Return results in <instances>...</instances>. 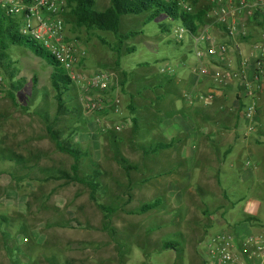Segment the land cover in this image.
I'll return each mask as SVG.
<instances>
[{"label": "rangeland", "instance_id": "rangeland-1", "mask_svg": "<svg viewBox=\"0 0 264 264\" xmlns=\"http://www.w3.org/2000/svg\"><path fill=\"white\" fill-rule=\"evenodd\" d=\"M94 1L97 11L109 6L108 0ZM191 4L193 10L202 9L206 6V0H194ZM143 21L142 18L129 16L121 18V34L131 31L143 33L129 40L127 43L130 45L123 47L120 69L115 67L108 48L98 40L100 38L108 44L114 43L110 34H87L76 30L70 18H67L66 23V34L72 39L69 40L85 48L87 57L93 54V62L102 64L99 68L110 75L108 91L102 93L106 107L112 101H119L120 113L114 112L116 119L111 117L114 122L108 129L107 120H110V116L103 118L87 108V103L98 92L84 94L82 90L96 69L90 75L82 70L79 82H74L75 87L69 89L64 97L66 104H69V112L72 109L74 113L71 112L70 116L54 125L64 141L86 154L80 163V178L92 174L97 167L100 170L102 189L97 199L99 203L118 210L110 217L113 234L103 230V214L90 202L89 189L78 183L59 180V172L70 173L74 161L58 152L46 133V126L52 124L56 110L49 79L52 68L22 47L8 45L5 50L0 48V74L5 79L4 93L0 99V264H64L67 261L71 264H118L111 256L120 257L123 250H126L121 257L124 264H153L147 259L148 256L165 251L162 246L167 240L180 241L181 252L182 249L185 252L184 246L194 242L193 238L185 235L190 234L193 228L187 218L185 205L170 207L172 205L166 202L169 206H161L156 213L139 217L121 214L126 209L138 212L144 204L162 198L156 182H148L152 169L146 168L148 156L143 152L160 141L157 130L159 122L156 121L158 116L149 108L157 95H172L171 91H166L167 79L160 74V70L173 66V62H165L173 47L170 46L169 35L153 34L151 27L145 26ZM158 21L165 19L160 18ZM130 47L133 52L126 54L125 49ZM9 74H13L14 79H10ZM84 74L86 76H82ZM124 79L125 86L121 88L120 83ZM158 85L163 88L160 87L159 91L153 89ZM124 92L134 95L136 130L128 116V98L122 96ZM260 110H263V106H258V132L255 128L249 136V145L255 148L264 145V115ZM78 132L82 135L81 141H76ZM35 144L42 165L31 166L30 158L34 161L36 153L25 148ZM22 146L24 148L21 150ZM235 150L241 153L244 149L235 146ZM161 153L147 159L159 161L162 159ZM261 156L264 157V153ZM123 159L128 165L137 168L134 176L131 177L132 171H124L121 164ZM205 164L208 162L205 161ZM25 166L29 170L22 172L21 168ZM245 167L253 170L246 164ZM227 168L225 166L222 170L227 172ZM220 177L227 188L215 189L210 195L205 192L204 201L197 186H192V191L205 206L213 207L218 202L213 196H216L217 191L223 196L226 190L229 197L223 200L232 205L240 203L235 210L241 215L239 210L246 204L239 202V198L245 195L228 186L231 181L227 174ZM124 201H130L127 207ZM190 210L191 220L195 224L197 213L193 207ZM202 239L200 247L205 250L208 238ZM247 246L252 247L250 242H247ZM205 252L201 264H207ZM153 257L158 258L160 255L154 254ZM166 263L169 264V259Z\"/></svg>", "mask_w": 264, "mask_h": 264}, {"label": "crops", "instance_id": "crops-1", "mask_svg": "<svg viewBox=\"0 0 264 264\" xmlns=\"http://www.w3.org/2000/svg\"><path fill=\"white\" fill-rule=\"evenodd\" d=\"M132 18H142L143 24L145 22L144 16ZM209 29L214 43L216 45L227 43L231 53L224 59L197 60L193 54L192 45L188 42V44H183L177 48L170 45L171 48L173 47V51L169 53L168 60L165 62H173V66L168 67H174L176 72L172 76L166 77V91H171L172 95L166 92L167 95H157L153 102L151 101L149 108L153 114L158 116L156 120L159 122L157 130L160 141L158 143H172V147L159 151L162 152V159L156 162L147 158L158 152L146 155V157L148 156L146 168L152 169L148 176V182H156L155 185L161 189L162 198L158 199L162 202L161 206H169V204L172 205L170 207L186 206L185 212L193 228L190 234L185 235L194 239L192 244H188L187 247L184 246L185 252L183 249L181 252L180 241L177 239L167 240V242L175 241L180 244L177 251L170 249L155 252L154 254H159L160 257L154 258V254H152L147 258L153 264H168L166 263L167 259H169V264H201L205 251L204 260L207 263L206 253L210 241L208 239L206 242L207 249L202 250L200 238L203 237L202 240L204 241L206 236H216L220 233H226L233 238L235 244L233 264H264V187H262L264 185V157L261 156L264 153V145H260L263 146L261 148H258L260 146L255 148L249 145L247 122L243 118V107L246 103L244 97L245 84L243 81L228 76L230 71L239 69L241 62L239 52L241 51L242 54H245L248 62L246 80L255 85L257 90V113L258 106H263V110L260 112L264 115V76L260 77L259 81L254 82L253 80L255 70V55L253 54L255 52L252 51V47L258 42V35L253 34L249 40L237 38L232 42L226 37L223 28L209 26ZM128 45L130 44H125V46ZM109 55L113 58L112 54L109 53ZM93 57V54L88 55L86 62H83L79 69V74L84 70L87 75H90L93 69L102 66L100 63L93 62ZM216 73L223 74V83L217 81ZM160 87L162 86L158 85L153 89L159 91ZM126 94L134 98L133 94ZM207 95L213 96L211 101L206 99ZM77 96L79 95L77 94ZM109 97L111 96L109 95ZM133 98L131 103L134 106ZM134 108L137 109L135 106ZM107 115L110 116V120H107L109 129L116 116L110 108L104 116ZM104 116L102 117L104 118ZM86 118L88 121L90 120V118ZM80 128L82 129V127ZM77 135L78 140L76 141L83 140L80 138L81 133L78 132ZM262 138L264 139V137ZM235 146L244 150L237 153ZM23 148L24 146L21 147V150ZM25 149L34 150L35 153L36 150L38 151L36 144ZM247 157L249 160L245 161ZM30 160L31 166L42 165L38 160V153L34 155V161L31 158ZM205 161L208 164H205ZM248 162V166L252 167L253 170L245 167ZM251 164L255 166L256 170ZM21 166L23 167L24 164ZM225 166L228 167L227 172L222 170ZM28 170V166L21 168L22 172ZM136 172L137 168L135 167L131 177ZM223 174L229 176L228 179L231 182L228 186L233 191L237 190L245 195L239 198L242 200L239 202L246 204L239 210L241 215L235 210V207L240 203H233L234 205H232L225 202L222 194H218V191L216 196H213L218 200L213 207H207L203 202L205 192L210 195L215 189L219 190L225 187L226 184L220 177ZM259 176L260 180L258 179ZM192 186H197L203 201L195 196ZM129 202H125V207ZM192 207L197 213L195 224L191 220L190 209ZM206 212H211V214H205ZM149 213H156V210ZM121 214L126 217L140 216L138 212H132L130 209L122 210ZM198 224H201L199 228L196 227ZM247 242H250L252 247L247 246ZM257 245L259 246L258 249ZM125 251L123 250V252ZM122 253H120V257L115 255L111 257L118 264H124L121 258ZM164 257L165 261H163Z\"/></svg>", "mask_w": 264, "mask_h": 264}, {"label": "built area", "instance_id": "built-area-1", "mask_svg": "<svg viewBox=\"0 0 264 264\" xmlns=\"http://www.w3.org/2000/svg\"><path fill=\"white\" fill-rule=\"evenodd\" d=\"M175 1L183 9L193 11L191 2L194 0ZM202 9L209 21L207 26L201 27L194 35H187L182 28L175 27L171 29L170 39L191 44L197 60H215L226 58L231 53V49L227 43L220 45L214 43L209 26L223 28L226 37L232 42L237 38L249 40L253 34H257L258 42L252 47V51L255 52L253 80L259 81V78L264 76V0H206V6ZM65 11L66 0H0V15H8L18 21L19 36L32 39L44 48L68 73L73 82H79L81 77L79 69L87 59V51L67 38L63 18ZM239 54L240 67L238 70L230 71L228 76L245 84L246 103L243 107V118L247 122V135L250 136L257 123V90L255 85L246 80L248 62L245 54L241 51ZM175 72L174 67L160 70V74L164 77L172 76ZM215 78L218 82H224L223 74L216 73ZM109 82L110 75L98 68L86 84L87 86L82 87L83 93L91 91L106 93ZM4 83L5 79L0 74V99L4 93ZM212 98L213 96H206L207 100L211 101ZM105 104L104 95L98 94L87 103V108L92 112H101ZM118 104L119 101H112L108 108L120 113ZM234 248L235 244L231 236L218 234L210 241L206 254L207 264H233Z\"/></svg>", "mask_w": 264, "mask_h": 264}, {"label": "trees", "instance_id": "trees-1", "mask_svg": "<svg viewBox=\"0 0 264 264\" xmlns=\"http://www.w3.org/2000/svg\"><path fill=\"white\" fill-rule=\"evenodd\" d=\"M109 6L103 11H97L95 9L94 0H66V11L64 12L63 18L65 20V29L67 18L72 20V25L74 29L81 30L90 34L91 32H100L104 35L110 34L114 40L113 44H108L105 40L98 38L99 42L108 48L110 54L114 58V65L120 69L121 54L125 44L134 39L143 32H128L126 34H121L119 31V24L122 17H145L144 25L151 27L153 34H170L171 29L175 27L182 28L187 35L196 34L201 27H204L209 23L206 18V14L203 9H194L192 12L183 9L175 0H108ZM160 18H164L165 21H158ZM154 30H158L155 32ZM256 31L257 29H250ZM154 31V32H153ZM67 32V29H66ZM67 35V34H66ZM68 39H71L67 35ZM72 40V39H71ZM171 45L176 48L182 46L184 41H178L169 39ZM77 42V41H76ZM8 45H14L22 47L29 51L32 55L41 60L52 68V73L50 74V85L54 92L53 100L56 104L55 115L52 124H47L46 133L50 141L54 144L56 150L62 154H65L73 159L74 164L70 167V173L59 172V180H65L67 183H78L80 185L86 186L89 189V200L95 205V207L103 214L105 225L103 230L106 233H114L110 229V217L116 213L118 210L113 207L105 206L99 203L97 199L98 193L102 189V184L100 179L102 174L98 167L93 170L92 174H88L84 178L79 177L80 163L84 159L86 154L80 149L75 148L69 142L64 141L61 138V132L57 130L54 125L58 123L62 118H66L74 113L71 109L67 108L65 95L69 89L74 88L75 84L73 80L69 77L68 73L54 60V58L40 45L34 41H30L29 38L21 37L18 34V21L8 15H0V48L5 50ZM169 45V44H167ZM126 54H131L133 52L132 47L125 49ZM85 62V61H84ZM83 64V63H82ZM125 76V73L122 72ZM10 79L13 78V74H9ZM14 79V78H13ZM125 81L120 83L121 88L125 86ZM127 92L122 93V96L126 99L128 116L131 118V122L134 129L137 128V120L135 118L136 110L132 105L131 96H127ZM101 94V92H98ZM109 108L105 107L101 112H93L95 114H100L104 116ZM126 109V110H127ZM114 112V111H113ZM69 114V115H68ZM129 118V119H130ZM172 143H157L155 146H151L148 150L144 151V155L155 154L159 151L170 149ZM21 161V159H20ZM85 162V161H84ZM94 164V163H93ZM121 164L126 173L135 170V167L130 166L123 159ZM222 189V188H221ZM225 189V188H224ZM228 193L226 190L223 191V198L227 199ZM239 201H242L239 199ZM162 202L161 200H154L151 203L144 204L138 211V214L144 215L150 211L157 210L160 208ZM208 213V212H206ZM205 213V214H206ZM222 234V233H220ZM226 234V233H223ZM217 236V235H216ZM206 238L211 241L215 238L214 235L206 236ZM179 243L175 241H169L163 244L164 250H174L177 251ZM68 264V263H64Z\"/></svg>", "mask_w": 264, "mask_h": 264}, {"label": "bare ground", "instance_id": "bare-ground-1", "mask_svg": "<svg viewBox=\"0 0 264 264\" xmlns=\"http://www.w3.org/2000/svg\"><path fill=\"white\" fill-rule=\"evenodd\" d=\"M246 160H249V159H248V157H247V158H245V161H246ZM247 165H249V162L247 163Z\"/></svg>", "mask_w": 264, "mask_h": 264}]
</instances>
